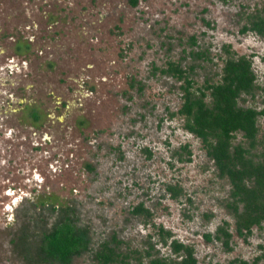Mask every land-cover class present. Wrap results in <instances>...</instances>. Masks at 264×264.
Listing matches in <instances>:
<instances>
[{
  "label": "rangeland",
  "instance_id": "rangeland-1",
  "mask_svg": "<svg viewBox=\"0 0 264 264\" xmlns=\"http://www.w3.org/2000/svg\"><path fill=\"white\" fill-rule=\"evenodd\" d=\"M251 16L264 17V0H0V264H42L39 236L67 209L90 237L71 264H95L112 234L144 264L147 251L180 260L172 240L197 264H264V223L237 233L228 180L176 115L182 81L161 72L192 69L196 90L220 80L228 53L249 59L256 90L238 104L261 113L258 159L264 36L242 32ZM232 143L248 148L242 133ZM224 224L228 249L215 237Z\"/></svg>",
  "mask_w": 264,
  "mask_h": 264
},
{
  "label": "trees",
  "instance_id": "trees-1",
  "mask_svg": "<svg viewBox=\"0 0 264 264\" xmlns=\"http://www.w3.org/2000/svg\"><path fill=\"white\" fill-rule=\"evenodd\" d=\"M129 1L132 6L138 2ZM249 19V25L243 27L242 32L253 31L264 36V17L251 16ZM227 55L220 80L206 82L200 89H193L192 69L185 70L177 63L168 62L161 72L182 81V103L176 115L183 119V128L201 141L219 176L228 180L231 190L226 208L234 216L237 233L246 240L253 227L260 228L264 223V152L258 159H254L252 151L250 153L257 143V117L261 113L238 104L243 94L253 96L256 90L250 60L235 58L230 53ZM196 56L206 59L203 53ZM34 118L36 120V116ZM237 133H242L248 148L233 145ZM179 154L190 161L188 146L181 147ZM166 190L173 199L183 194L178 185H169ZM62 212L60 219L39 236L35 254L42 264H71L75 258L90 250L88 230L77 226L70 209ZM132 213L146 219L151 217L142 205L134 207ZM158 235L162 236V241L170 237L162 228L158 229ZM215 237L228 249L231 234L226 224L217 228ZM170 247L180 260L153 258L147 251L145 256L149 261L146 264H197L192 247L175 240L171 241ZM142 258L139 250L124 246L115 234L100 242L92 253L95 264H144Z\"/></svg>",
  "mask_w": 264,
  "mask_h": 264
}]
</instances>
